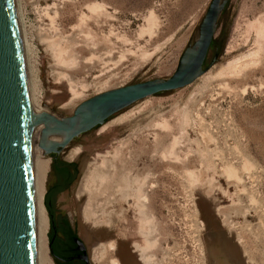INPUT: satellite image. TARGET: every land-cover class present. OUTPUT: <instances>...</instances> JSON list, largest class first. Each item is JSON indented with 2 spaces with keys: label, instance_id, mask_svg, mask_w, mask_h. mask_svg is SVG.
Returning <instances> with one entry per match:
<instances>
[{
  "label": "rangeland",
  "instance_id": "374dc122",
  "mask_svg": "<svg viewBox=\"0 0 264 264\" xmlns=\"http://www.w3.org/2000/svg\"><path fill=\"white\" fill-rule=\"evenodd\" d=\"M210 2L13 0L31 107L71 116L102 92L171 77ZM214 58L190 84L32 156L46 194L54 158L77 164L56 209L90 264H112L109 249L120 264H264V0H228L204 68ZM47 256L57 264L49 235Z\"/></svg>",
  "mask_w": 264,
  "mask_h": 264
},
{
  "label": "water",
  "instance_id": "95a60500",
  "mask_svg": "<svg viewBox=\"0 0 264 264\" xmlns=\"http://www.w3.org/2000/svg\"><path fill=\"white\" fill-rule=\"evenodd\" d=\"M227 2L211 0L196 39L182 54L171 77L102 92L80 103L71 116L59 117L47 112L34 117L13 0H0V264H36L31 148L37 120L48 122L40 144L45 154L58 153L75 137L105 123L132 103L190 84L216 60L204 68ZM53 167L58 183L45 197L51 219L48 233L51 250L57 264H90L85 246L72 230L66 212L56 209L58 193L77 176V164L60 166L54 158ZM75 186L76 183L72 190Z\"/></svg>",
  "mask_w": 264,
  "mask_h": 264
},
{
  "label": "bare ground",
  "instance_id": "6f19581e",
  "mask_svg": "<svg viewBox=\"0 0 264 264\" xmlns=\"http://www.w3.org/2000/svg\"><path fill=\"white\" fill-rule=\"evenodd\" d=\"M30 107H31V105H30ZM31 113L34 117H37L39 114H41L40 111L35 112L32 107H31ZM47 124H48V122L45 121L44 119L37 120V122H36V125H35L34 130H33V136H32V148H31L32 156L33 155L35 156V154H34L35 152H37L36 155L38 153L45 154L44 153L45 151L40 146V144L42 143L43 132H44V129L46 128ZM112 127H113L112 125H108L104 129H101V131H107V130L111 129ZM111 130H113V129H111ZM107 133H109V132H107ZM53 139L56 140L55 137ZM78 151L79 150L71 153V159H73L77 156ZM33 158H35V157H33ZM41 165H42L41 167H43V169L45 170L47 167V164L42 163ZM32 175H33L32 176L33 177L32 178V187H33V207H34L35 259H36L37 250L39 248V252H41L42 264H51V261L49 260V257L47 256V243H48V231H49V227H50V219H49L48 209H47L46 204H45L46 193L44 191L43 186L40 185L41 182L35 184L34 174H32ZM66 199H67V195H62L60 197L59 204L61 205L63 202L67 201ZM64 207L65 208H67V207L71 208V204L70 203H64ZM118 255H120L118 252V249H115L114 251H112V249H109L108 257L110 258L112 264H120V262L118 261V258H117V257H119ZM120 256L123 257L122 253ZM119 259H120V257H119ZM121 260H122V258H121ZM122 264H125V262L123 261Z\"/></svg>",
  "mask_w": 264,
  "mask_h": 264
},
{
  "label": "flooded vegetation",
  "instance_id": "af4514ba",
  "mask_svg": "<svg viewBox=\"0 0 264 264\" xmlns=\"http://www.w3.org/2000/svg\"><path fill=\"white\" fill-rule=\"evenodd\" d=\"M54 254V253H53ZM86 254H87V252H86Z\"/></svg>",
  "mask_w": 264,
  "mask_h": 264
}]
</instances>
